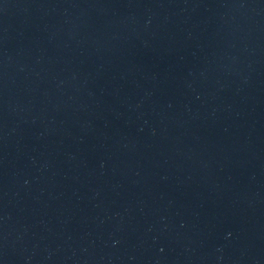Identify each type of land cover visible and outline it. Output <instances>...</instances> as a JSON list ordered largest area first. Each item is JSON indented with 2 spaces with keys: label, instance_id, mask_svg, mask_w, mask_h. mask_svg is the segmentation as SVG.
Instances as JSON below:
<instances>
[{
  "label": "water",
  "instance_id": "water-1",
  "mask_svg": "<svg viewBox=\"0 0 264 264\" xmlns=\"http://www.w3.org/2000/svg\"><path fill=\"white\" fill-rule=\"evenodd\" d=\"M0 264H264V0H0Z\"/></svg>",
  "mask_w": 264,
  "mask_h": 264
}]
</instances>
